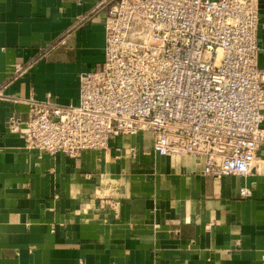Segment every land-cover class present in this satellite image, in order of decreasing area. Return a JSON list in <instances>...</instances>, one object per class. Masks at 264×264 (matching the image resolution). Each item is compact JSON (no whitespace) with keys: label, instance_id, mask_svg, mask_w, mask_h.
I'll return each mask as SVG.
<instances>
[{"label":"crops","instance_id":"1","mask_svg":"<svg viewBox=\"0 0 264 264\" xmlns=\"http://www.w3.org/2000/svg\"><path fill=\"white\" fill-rule=\"evenodd\" d=\"M102 1L0 0V264H264V146L252 173L216 177L201 155L156 153L148 130L70 156L8 127L31 96L78 102L105 59Z\"/></svg>","mask_w":264,"mask_h":264},{"label":"built area","instance_id":"2","mask_svg":"<svg viewBox=\"0 0 264 264\" xmlns=\"http://www.w3.org/2000/svg\"><path fill=\"white\" fill-rule=\"evenodd\" d=\"M258 1L103 0L105 59L80 74L78 102L31 96L27 119L7 125L30 149L70 156L148 130L158 154L201 155L216 177L248 175L264 146Z\"/></svg>","mask_w":264,"mask_h":264}]
</instances>
